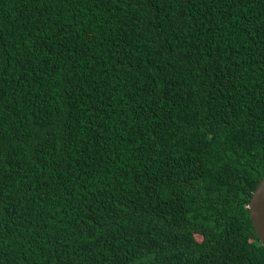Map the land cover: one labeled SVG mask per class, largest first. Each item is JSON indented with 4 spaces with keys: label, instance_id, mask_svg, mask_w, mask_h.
Listing matches in <instances>:
<instances>
[{
    "label": "trees",
    "instance_id": "trees-1",
    "mask_svg": "<svg viewBox=\"0 0 264 264\" xmlns=\"http://www.w3.org/2000/svg\"><path fill=\"white\" fill-rule=\"evenodd\" d=\"M264 0H0V264H264Z\"/></svg>",
    "mask_w": 264,
    "mask_h": 264
},
{
    "label": "water",
    "instance_id": "water-1",
    "mask_svg": "<svg viewBox=\"0 0 264 264\" xmlns=\"http://www.w3.org/2000/svg\"><path fill=\"white\" fill-rule=\"evenodd\" d=\"M248 209L253 228L264 244V178L253 192Z\"/></svg>",
    "mask_w": 264,
    "mask_h": 264
}]
</instances>
